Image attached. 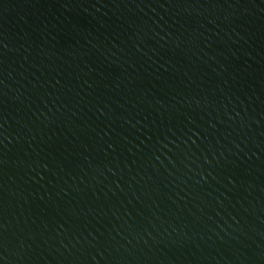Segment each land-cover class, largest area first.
Returning <instances> with one entry per match:
<instances>
[{
	"label": "water",
	"instance_id": "water-1",
	"mask_svg": "<svg viewBox=\"0 0 264 264\" xmlns=\"http://www.w3.org/2000/svg\"><path fill=\"white\" fill-rule=\"evenodd\" d=\"M0 264H264V0H0Z\"/></svg>",
	"mask_w": 264,
	"mask_h": 264
}]
</instances>
